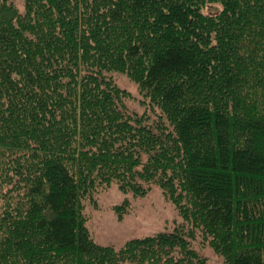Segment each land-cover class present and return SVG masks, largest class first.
I'll list each match as a JSON object with an SVG mask.
<instances>
[{"label":"trees","instance_id":"16d2710c","mask_svg":"<svg viewBox=\"0 0 264 264\" xmlns=\"http://www.w3.org/2000/svg\"><path fill=\"white\" fill-rule=\"evenodd\" d=\"M112 182L181 221L96 243L84 201ZM199 237L264 264V0H0V264H208Z\"/></svg>","mask_w":264,"mask_h":264},{"label":"rangeland","instance_id":"374dc122","mask_svg":"<svg viewBox=\"0 0 264 264\" xmlns=\"http://www.w3.org/2000/svg\"><path fill=\"white\" fill-rule=\"evenodd\" d=\"M218 8V5H209L204 12L214 13ZM113 75L116 84L130 94L125 100L128 110L138 115L147 113L149 121L155 119V112L147 109L148 104L137 86L124 74ZM124 198L129 199L130 207L118 219L114 207L120 205ZM83 213L87 218L85 224L91 238L100 245L113 246L115 249L121 248L130 239L170 232L175 223L181 221L174 205L163 196L156 185L145 195L135 197L130 192H121L117 184L112 182L108 188L95 193L93 200L84 201ZM193 247L207 258L208 264H224L221 256L216 255L209 246L200 243V237L193 243Z\"/></svg>","mask_w":264,"mask_h":264}]
</instances>
